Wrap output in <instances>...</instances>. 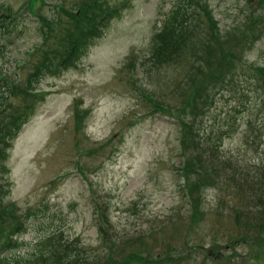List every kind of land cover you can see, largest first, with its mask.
Returning a JSON list of instances; mask_svg holds the SVG:
<instances>
[{
    "label": "rangeland",
    "instance_id": "374dc122",
    "mask_svg": "<svg viewBox=\"0 0 264 264\" xmlns=\"http://www.w3.org/2000/svg\"><path fill=\"white\" fill-rule=\"evenodd\" d=\"M89 1L0 0L3 260L52 238L78 264H264V118L239 95L264 67V0ZM86 19L101 26L63 67Z\"/></svg>",
    "mask_w": 264,
    "mask_h": 264
},
{
    "label": "trees",
    "instance_id": "16d2710c",
    "mask_svg": "<svg viewBox=\"0 0 264 264\" xmlns=\"http://www.w3.org/2000/svg\"><path fill=\"white\" fill-rule=\"evenodd\" d=\"M104 1L102 0H92L91 2L89 1L91 7H90V12H92L93 9H95L96 7L98 9H100V6L102 5ZM128 2H130V0H126L123 2V4H128ZM105 3V2H104ZM82 8L78 7V10L81 11ZM80 13V12H79ZM108 16V15H107ZM112 16V14L110 15V17ZM110 17H106V19L104 18V22H102L101 24L108 22ZM170 18V15L167 17ZM166 18V19H167ZM168 21V20H167ZM167 21L165 20L164 23L166 25ZM98 22H93L90 23L87 19L85 22V25L83 26V29L81 30V33L78 32V34L75 36V38L71 40V38H69L68 41H70V51L67 54V56L65 57L66 60L63 61V67H66L67 65H69V61L74 62V60L76 59L79 49L81 48V45L83 43V41L89 37L90 34H94L97 26L98 28L101 26L100 23ZM92 24V25H91ZM97 25V26H96ZM99 30V29H98ZM163 29L159 30L157 33V36L155 37V41L153 43V53L157 56V58L162 57L165 53L166 50L168 49V46H171V40L174 39V37L179 36L181 34V32L183 31L182 29V25L177 24H171V26L166 28V31H162ZM95 36V35H94ZM170 38V39H167ZM67 41V42H68ZM225 67V66H224ZM226 69V68H225ZM230 70V66L229 69H227V71L229 72ZM253 83L248 81V79H243L245 80L244 83L241 84H246L245 87H240L239 88V95L241 97H247V95H249V91L246 89V87H248L249 89H253V93L256 94V98H257V115L258 113H262L263 118H264V67H260V66H253ZM226 73H223L218 80L220 81H224L220 84H216L214 85L212 88H215L216 90L219 89L220 86L224 85V84H231L233 83L231 78L229 80H227ZM218 80L216 81L218 83ZM211 88V89H212ZM210 91V89H209ZM208 102V101H207ZM207 104V103H206ZM240 107H245L246 106V102H244L242 100V102L239 105ZM32 103L28 102L27 105H25V109L22 110H18L17 112H12L10 114V116H13V120L11 122H3V125H6V123H8L9 125H11V129L13 130L12 132H18V130L20 129V127H22L26 121L30 118V116L32 115ZM22 109V107H21ZM4 112V111H3ZM264 120V119H263ZM3 131H0V133L3 134ZM260 136V134L258 135V137ZM3 222H10V220L8 219V216H5L3 214ZM10 228V235L9 238H11V241L8 243L7 246L11 247V246H19V237L23 234H25L28 230V218L27 215L22 216L17 222H14L12 224H10L9 226ZM100 231L102 233L103 239L105 241H108V237H107V233L106 231L102 228V226L100 227ZM15 237V239L13 240L12 237ZM49 244H46V248H50L48 249H43V250H39L37 253H35V258L33 257H29L26 259H23V256L20 254H15L14 256L10 257V258H6L3 260L0 259L2 262V264H35V260H38V257L40 256L41 258L43 257L45 260L44 264H78L75 261H72L73 257L69 256L68 254H66V256L64 255V253L58 249H54L52 250V238L48 239L47 241ZM60 257V258H59ZM83 264V263H80Z\"/></svg>",
    "mask_w": 264,
    "mask_h": 264
}]
</instances>
